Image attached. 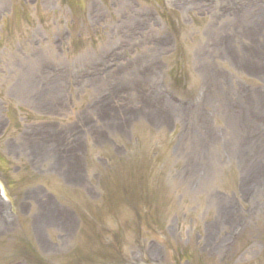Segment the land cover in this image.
Instances as JSON below:
<instances>
[{
	"label": "rangeland",
	"instance_id": "obj_1",
	"mask_svg": "<svg viewBox=\"0 0 264 264\" xmlns=\"http://www.w3.org/2000/svg\"><path fill=\"white\" fill-rule=\"evenodd\" d=\"M0 188V264H264V0H0Z\"/></svg>",
	"mask_w": 264,
	"mask_h": 264
},
{
	"label": "trees",
	"instance_id": "obj_2",
	"mask_svg": "<svg viewBox=\"0 0 264 264\" xmlns=\"http://www.w3.org/2000/svg\"><path fill=\"white\" fill-rule=\"evenodd\" d=\"M160 5L161 9H163V5L162 4H158ZM165 13V11H163ZM168 13H165L163 15V18L166 20V23L168 24V28L169 30L171 31V33L173 35H176L178 36V32H177V27L176 25L173 23L172 19L169 20L168 16H167ZM169 15V14H168ZM172 18V17H171ZM181 48H179V52L181 53ZM182 59V60H181ZM179 60H181L183 62L184 60V56L183 54L181 53V55H179ZM180 63L175 67V69L172 71V76L170 78V80L172 81V86L174 88H178V87H183L184 83H185V79H186V75H185V72H184V69H182L183 67H180L179 66Z\"/></svg>",
	"mask_w": 264,
	"mask_h": 264
},
{
	"label": "bare ground",
	"instance_id": "obj_3",
	"mask_svg": "<svg viewBox=\"0 0 264 264\" xmlns=\"http://www.w3.org/2000/svg\"><path fill=\"white\" fill-rule=\"evenodd\" d=\"M248 95L252 96L251 94H248ZM257 100H259V99H257ZM257 100L254 101L253 97H249V101H246L244 103L239 102V104H238V108L240 109L239 113L240 114H244V111L246 110L249 113L248 115L253 117V113H254V110H255L254 107H253V104H257V102L261 101V100L260 101H257ZM245 105H247L246 108H245ZM250 105H251V107H250ZM224 109H226L225 106H223V108H222V106H221V108L219 107V110H221L220 112L224 111ZM225 123L227 125V120L225 121ZM240 123L241 122L239 121V124ZM39 157H41V155Z\"/></svg>",
	"mask_w": 264,
	"mask_h": 264
}]
</instances>
